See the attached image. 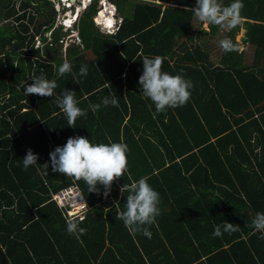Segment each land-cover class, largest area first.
<instances>
[{"label":"trees","instance_id":"obj_1","mask_svg":"<svg viewBox=\"0 0 264 264\" xmlns=\"http://www.w3.org/2000/svg\"><path fill=\"white\" fill-rule=\"evenodd\" d=\"M97 1L75 23L80 46L66 51L72 71L60 77L68 34L54 28L53 4L0 0V264H264V239L249 227L264 212V0H242L243 23L223 34L212 25L193 29L196 0H108L120 22L104 34L92 20ZM241 27L247 47L239 52ZM41 30L49 32L40 37L42 54L33 47ZM225 38L238 50L215 54ZM145 56L162 57L163 72L192 82L185 106L149 110L139 85ZM40 75L58 84L53 97L24 94ZM64 89L87 109L75 128L55 102ZM112 96L118 106H104ZM76 136L128 146V172L107 198L102 186L89 193L83 180L51 170L49 153ZM28 149L38 164L24 170ZM145 176L160 195L151 239L115 218L128 195L121 186ZM70 185L89 207L73 219L86 229L79 238L51 200ZM223 222L238 228L214 237Z\"/></svg>","mask_w":264,"mask_h":264},{"label":"clouds","instance_id":"obj_2","mask_svg":"<svg viewBox=\"0 0 264 264\" xmlns=\"http://www.w3.org/2000/svg\"><path fill=\"white\" fill-rule=\"evenodd\" d=\"M244 8L242 0H232L224 6L220 0H196V6L193 12L194 17L205 27L217 26L223 31H231L243 23L244 18L241 11ZM116 17L113 20L119 24ZM115 23L111 29L114 31ZM103 33V32H102ZM107 34V33H104ZM221 49L225 53L238 50V46L231 39L225 38L219 41ZM143 72L139 77V85L143 98L150 100L148 105L151 111L155 107V113L165 112L167 109L183 107L191 98V89L194 87L192 82L185 79L184 76L177 74L171 75L162 71L163 58L156 56L154 58L143 57ZM72 64L65 60L58 68V76L63 77L71 73ZM88 72L87 65H81L79 75L86 76ZM31 85L24 86V94L37 95L43 98L54 96V90L58 88L55 80H48L44 75L34 77ZM56 104L67 118L68 127L75 128L78 118L86 117L87 109L78 107V101L75 98V91L64 89L59 93ZM104 106H118V98L112 96L105 97L102 101ZM92 111L100 108L99 104L89 105ZM128 146L125 143H98L93 144L86 137H70L67 143L62 147H56L49 153L51 170L65 177L74 178L77 181L83 180L88 186L89 193H99L98 185L104 188L105 198L110 194L114 181L122 178L128 172L127 161ZM38 155L31 149L27 150L26 156L22 159L23 168L37 165ZM43 166L48 170L47 163ZM148 177H142L132 184H124L120 188V193L127 192L125 210L121 211L115 217L121 220L130 234H142L151 239L150 226L156 223V218L160 215V195L148 183ZM80 219H83L81 217ZM249 227L254 232L261 234L264 239V212L256 213ZM223 232H235L238 225L223 222L222 226L217 225L213 236L221 237ZM67 232L79 238L86 232V229L79 226L78 221L69 219L67 221Z\"/></svg>","mask_w":264,"mask_h":264},{"label":"rangeland","instance_id":"obj_3","mask_svg":"<svg viewBox=\"0 0 264 264\" xmlns=\"http://www.w3.org/2000/svg\"><path fill=\"white\" fill-rule=\"evenodd\" d=\"M53 4V7L55 9L56 12V19H55V23H54V28L58 27L59 25L63 28V31L68 34L65 38L64 41L62 43V47H61V55L64 58L65 61V55H66V51L68 50L69 47H71L72 45L74 46H80V40L78 39V35H77V30L74 27L75 23L77 22V20L79 19L80 15L85 13L88 9V7H91L92 4V0H74L73 2H70L69 0H48ZM95 8L97 9L95 16H93V22L96 26V28L100 31L105 33L106 31H110V33L107 34H111L114 30L113 29H109V28H104V25H102L103 20L101 19V17H99V14L102 12L103 17H108L110 16L113 20V18L116 17V19L118 20V14L115 11L114 7H109V1L108 0H98L97 4H95ZM32 9H30L31 11ZM115 19V20H116ZM41 21H43L42 19H40ZM70 21V23H66V21ZM113 23H115V29L118 26L117 21L115 22L113 20ZM112 23V25H113ZM65 25V26H64ZM68 25V27H66ZM111 25V28H112ZM202 25V24H201ZM202 27L204 28V26L202 25ZM195 29V28H193ZM105 31V32H104ZM224 33V31L222 32V34ZM245 33V28H240V30L235 34V41L237 43H239V52L242 51L243 49H246L247 45L242 43V37L244 36ZM65 34V35H66ZM44 35V36H48L49 32H45V30H41L40 31V35L34 38V44L33 47L38 49L40 54L43 53V44L41 42L40 37ZM203 37V36H202ZM203 40V39H201ZM221 51V48L216 50V53H219ZM216 56V55H215Z\"/></svg>","mask_w":264,"mask_h":264},{"label":"built area","instance_id":"obj_4","mask_svg":"<svg viewBox=\"0 0 264 264\" xmlns=\"http://www.w3.org/2000/svg\"><path fill=\"white\" fill-rule=\"evenodd\" d=\"M51 200L62 211L67 221L76 218L81 220L80 218L89 211V207L76 185L58 190L52 194Z\"/></svg>","mask_w":264,"mask_h":264},{"label":"bare ground","instance_id":"obj_5","mask_svg":"<svg viewBox=\"0 0 264 264\" xmlns=\"http://www.w3.org/2000/svg\"><path fill=\"white\" fill-rule=\"evenodd\" d=\"M73 2V1H72ZM99 17H101V19L103 20V24L102 25H104V28H109V29H111V27H108L107 26V21L110 19V20H112V18L110 17V16H108V17H103V15H102V12L99 14ZM113 21V20H112ZM66 23H70V21L68 20V21H66ZM65 26V25H64ZM113 26V25H112ZM66 27H68V25L66 26ZM105 32V31H104ZM105 33H110V31H106Z\"/></svg>","mask_w":264,"mask_h":264},{"label":"crops","instance_id":"obj_6","mask_svg":"<svg viewBox=\"0 0 264 264\" xmlns=\"http://www.w3.org/2000/svg\"><path fill=\"white\" fill-rule=\"evenodd\" d=\"M111 6L114 7L113 4H110V3H109V7H111ZM175 6H176V5H175ZM114 8H115V7H114ZM115 11H116V9H115ZM199 24H200V27H199V28H201V29H203V30H205V31L208 30V27H207V28H205V27L203 28L202 25H201V23H200L197 19H194V25H193V28L196 29V28L199 26ZM241 28H243V27H241ZM239 30H240V29H239ZM232 120H233V119H232ZM230 124H231V120H230Z\"/></svg>","mask_w":264,"mask_h":264},{"label":"snow or ice","instance_id":"obj_7","mask_svg":"<svg viewBox=\"0 0 264 264\" xmlns=\"http://www.w3.org/2000/svg\"><path fill=\"white\" fill-rule=\"evenodd\" d=\"M112 23H113V21L109 19V20L107 21V26H108V27H111Z\"/></svg>","mask_w":264,"mask_h":264},{"label":"water","instance_id":"obj_8","mask_svg":"<svg viewBox=\"0 0 264 264\" xmlns=\"http://www.w3.org/2000/svg\"><path fill=\"white\" fill-rule=\"evenodd\" d=\"M70 2L74 1V0H69Z\"/></svg>","mask_w":264,"mask_h":264}]
</instances>
